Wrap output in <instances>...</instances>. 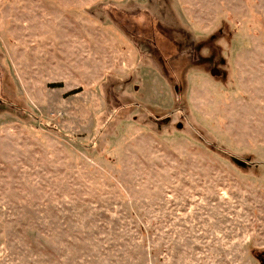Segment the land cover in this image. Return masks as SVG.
I'll return each instance as SVG.
<instances>
[{
    "label": "rangeland",
    "instance_id": "1",
    "mask_svg": "<svg viewBox=\"0 0 264 264\" xmlns=\"http://www.w3.org/2000/svg\"><path fill=\"white\" fill-rule=\"evenodd\" d=\"M0 264H264V0H0Z\"/></svg>",
    "mask_w": 264,
    "mask_h": 264
},
{
    "label": "trees",
    "instance_id": "2",
    "mask_svg": "<svg viewBox=\"0 0 264 264\" xmlns=\"http://www.w3.org/2000/svg\"><path fill=\"white\" fill-rule=\"evenodd\" d=\"M237 165L241 166V167H245L247 165L246 162L237 160V159H232Z\"/></svg>",
    "mask_w": 264,
    "mask_h": 264
}]
</instances>
